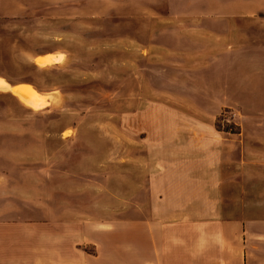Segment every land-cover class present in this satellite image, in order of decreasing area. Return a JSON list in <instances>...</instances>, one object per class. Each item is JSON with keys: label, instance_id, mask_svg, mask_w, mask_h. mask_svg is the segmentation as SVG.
I'll return each mask as SVG.
<instances>
[{"label": "rangeland", "instance_id": "374dc122", "mask_svg": "<svg viewBox=\"0 0 264 264\" xmlns=\"http://www.w3.org/2000/svg\"><path fill=\"white\" fill-rule=\"evenodd\" d=\"M0 77V264H264V0H0Z\"/></svg>", "mask_w": 264, "mask_h": 264}, {"label": "bare ground", "instance_id": "6f19581e", "mask_svg": "<svg viewBox=\"0 0 264 264\" xmlns=\"http://www.w3.org/2000/svg\"><path fill=\"white\" fill-rule=\"evenodd\" d=\"M54 62H57V58L55 56H40L36 58V63L39 65H49ZM9 91L36 109H40L48 105V97L40 93L31 85L11 86Z\"/></svg>", "mask_w": 264, "mask_h": 264}, {"label": "crops", "instance_id": "0c3cea01", "mask_svg": "<svg viewBox=\"0 0 264 264\" xmlns=\"http://www.w3.org/2000/svg\"><path fill=\"white\" fill-rule=\"evenodd\" d=\"M44 56H47V55H44ZM4 81L8 85H10L6 80H4ZM10 86H17V85H10ZM149 213L152 216H156V215H158L159 211L157 208H155V209L151 210ZM145 226H146V232H148V238L150 239V243L152 244L153 249H154V251L151 255L152 258H151V260L147 261V264H166V263H169V261H167L163 257L165 255H163V256L160 255V252H162V254H163V251H164V249L161 248L159 245L162 241V231L164 229V225H161L158 222H156V223L150 222V223L146 224ZM176 263H179V259H175L173 261V264H176Z\"/></svg>", "mask_w": 264, "mask_h": 264}]
</instances>
